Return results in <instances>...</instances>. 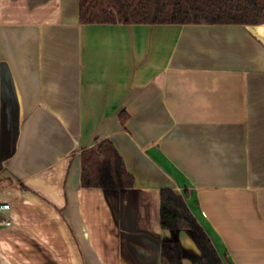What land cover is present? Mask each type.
I'll list each match as a JSON object with an SVG mask.
<instances>
[{"label": "crops", "instance_id": "1", "mask_svg": "<svg viewBox=\"0 0 264 264\" xmlns=\"http://www.w3.org/2000/svg\"><path fill=\"white\" fill-rule=\"evenodd\" d=\"M104 139L132 186L82 185ZM163 188L221 257L264 264V23H82L79 0H0V264H163L174 238L197 264L188 231L160 227Z\"/></svg>", "mask_w": 264, "mask_h": 264}, {"label": "trees", "instance_id": "2", "mask_svg": "<svg viewBox=\"0 0 264 264\" xmlns=\"http://www.w3.org/2000/svg\"><path fill=\"white\" fill-rule=\"evenodd\" d=\"M82 23H264V0H79ZM122 124L125 119H121ZM83 186L123 188L133 185V176L110 140L104 139L83 152ZM160 227L186 229L200 250L197 264H231L221 257L182 195L171 188L160 190ZM163 264H182L179 241L160 244Z\"/></svg>", "mask_w": 264, "mask_h": 264}, {"label": "built area", "instance_id": "3", "mask_svg": "<svg viewBox=\"0 0 264 264\" xmlns=\"http://www.w3.org/2000/svg\"><path fill=\"white\" fill-rule=\"evenodd\" d=\"M9 209V204L2 202L0 203V213L5 214V217L2 218V220L0 221V224L5 225V226H9L11 223L10 218L7 216V210Z\"/></svg>", "mask_w": 264, "mask_h": 264}]
</instances>
